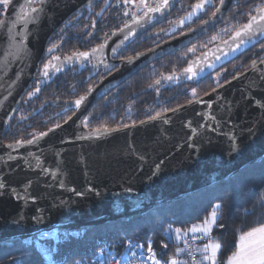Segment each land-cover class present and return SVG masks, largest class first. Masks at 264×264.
Wrapping results in <instances>:
<instances>
[{
  "label": "water",
  "instance_id": "obj_1",
  "mask_svg": "<svg viewBox=\"0 0 264 264\" xmlns=\"http://www.w3.org/2000/svg\"><path fill=\"white\" fill-rule=\"evenodd\" d=\"M97 1L92 0V4ZM112 1L108 0V4ZM21 3L23 0H13L9 8L10 16H15L14 8L18 10ZM87 4L88 0H51L46 17L28 41L32 59L0 69V181L23 192L31 180L33 183L28 190L37 198L34 203H26L15 199L7 191L0 195V244L31 240L41 233L88 230L144 215L224 182L264 157V120H261L260 110L254 106L252 99L264 102V87H253V82L264 85L260 79L264 75V65L259 63L264 56L257 60L256 69L251 64L235 75V79L233 77L215 91L192 100V103L175 108L177 111L164 113L162 118L102 132L99 137L78 139L81 135L88 137L92 133L84 130L81 121L103 93L155 61L206 36L223 21L236 0H225L215 26H208L198 38L188 31L184 36L179 35L155 47V51H146L139 58L134 57L131 64L123 63L117 72L85 95L86 100L72 120L48 132L34 144L25 142L16 150L9 149L3 143V135L37 74L50 38ZM107 7L104 4L101 13ZM157 24L147 25L146 29ZM111 41L116 42L118 38L113 36ZM258 44L242 45L238 51L222 56L214 69L205 68L203 77ZM217 45L223 47L222 42ZM217 45L209 49L214 51ZM224 51L227 52V48ZM209 57L214 59L211 53ZM21 68L24 75L17 80L15 73ZM13 80L16 82L13 83ZM185 81L188 79L185 78ZM197 99L201 102H195ZM229 102L231 112L226 113ZM209 114H214L222 124L216 132L200 127L214 123L208 121ZM253 125L255 134L249 135L248 127ZM192 128L197 130L195 134ZM230 130H234L239 144V150L235 152L225 135ZM9 154L13 159H9ZM35 156H40L43 167L50 172L56 171L57 177L43 174L36 167ZM157 164L161 167L153 176ZM59 181L64 182V187ZM127 188H132L133 192H125ZM72 189L83 195L77 196ZM39 215L44 217L42 222L32 218Z\"/></svg>",
  "mask_w": 264,
  "mask_h": 264
},
{
  "label": "snow or ice",
  "instance_id": "obj_2",
  "mask_svg": "<svg viewBox=\"0 0 264 264\" xmlns=\"http://www.w3.org/2000/svg\"><path fill=\"white\" fill-rule=\"evenodd\" d=\"M51 0H23V3L19 4L18 10L14 8L15 16L9 15V8L13 5V0H0V69H8L10 65H15L18 62H27L32 59V49L28 46L29 38L34 36L39 28L41 20L47 15V8ZM177 3H179V8L177 11H184L185 14L178 16L176 19H168L170 16L171 10L176 8ZM236 3L239 4V0H236ZM92 0H88L86 6L90 7ZM105 6H111L108 4V0H104ZM123 5L122 16L130 17V20H125L122 27H118L113 31L112 36L118 38V43L114 42V46L111 48L113 57H115L119 50L126 45V42H132L136 40L141 33V31L146 32V26L152 25L154 22L162 23L163 20L168 19L169 25L173 26L170 28H161L159 32L155 34V39L153 44L159 46V41L164 35L171 36L176 31L180 30V35H186L182 29L186 23L193 22V18H201V26L198 29L189 28V32L195 34L198 38L199 34L207 31L208 26H215L216 18L218 14L222 11V8L225 6V0H219V6H216L215 0H195L191 5L186 6L181 2V0H117V3L114 7L120 8ZM214 8L215 10L211 13L208 19H203V15H207V9ZM255 14H252L250 11L248 15V22L242 24L240 27L236 28L228 40H223L221 47L217 45L215 50L209 49L208 52L202 53L201 56H196L198 48H206L207 44H200L199 46L193 45L192 47L187 48V52L184 53L186 58L191 54L196 58L194 60L187 61V67L183 69V72L180 76H177L176 73L171 75L164 76L162 79L164 81H174L179 80L181 77H184L188 80H193L197 77H203L205 68L214 69L216 67V62L221 59L222 56H228L231 53H234L239 50L242 45L248 44H257L259 43L260 49L264 50V43H261L264 40V2L259 3L254 8ZM97 16L100 13H96ZM75 19V17H73ZM71 23V22H69ZM32 26V27H30ZM87 27V25L85 26ZM92 29L96 28V21L93 20ZM229 28L220 29V33H226ZM63 31V30H62ZM220 33L213 35L209 40L208 44L213 43L214 41L220 38ZM87 37H93L94 32L90 31L86 33ZM108 34L105 33V38L101 44L92 48L90 51H78L74 52L71 56L65 55L60 56L55 53L60 49L61 44L50 43V46L47 48V55L50 57L46 61H43V67L39 71V76H42L47 80L52 72H60L63 69L65 64L87 61L91 62L92 59L96 60L97 64H103L105 68L111 70L116 67L115 65H110L107 63L106 58L104 57V50L108 47ZM61 43H63V37L61 36ZM224 48H227V52L224 51ZM149 51H155V48L149 49ZM209 53L214 59L210 60ZM219 53V54H217ZM143 53H137L136 58H139ZM134 58H127V63H133ZM260 64L264 65V59L259 61ZM251 67L253 69L257 68V61L253 60ZM24 75L23 68L19 69L16 73V79H20ZM219 73H217V84L219 86ZM236 77H234L235 79ZM264 81V75L260 77ZM16 80H13L15 83ZM40 79H35L36 87L34 91H29L27 96L29 98L37 95L40 89ZM162 81L157 80L155 84L157 86L161 85ZM152 87V85H149ZM253 87H264V85H256L253 82ZM159 90V89H157ZM92 88L88 89V92L91 93ZM215 91V89H213ZM191 95L197 97V90L193 88L191 90ZM254 106L260 110L261 120H264V102L261 99H255L252 97ZM86 100V96H80L74 101V106L76 109H79L81 104ZM193 101H189L192 103ZM195 102H201L197 99ZM68 104L69 102H65ZM211 106V105H209ZM178 109H171L170 111H177ZM226 113L231 112V102H229L228 107L225 109ZM162 113L157 112L155 116H150L149 119L156 120L162 118ZM208 121L214 122L207 125H200V127H207L212 132H216L218 128L222 127L220 121L217 120V117L214 114H209L207 117ZM68 120H72V117H68ZM167 123V120L164 121ZM67 123V121H65ZM84 127H88L89 118L85 117L81 121ZM143 123V122H142ZM191 122H189L190 126ZM60 124H56L55 128H60ZM128 127V125H125ZM55 129H49V132L54 131ZM117 129H109L104 127L103 129L97 128L89 134L88 137L83 135L79 136L78 139L91 138V136L99 137L102 132L108 133L116 131ZM191 131L195 134L196 129L192 128ZM234 130H230L228 133H225L231 141V150L233 152L239 150V144L237 142V137L233 134ZM249 135L255 134V127H248ZM47 132H41L39 136H33V139L26 141L27 144L31 145L36 143L38 140L47 136ZM25 142L16 141L15 144H9L7 147L9 149L16 150L19 147L23 146ZM32 155V153H29ZM9 159H13L11 154H9ZM143 159V157H141ZM36 167L45 175H51L54 178L57 177L56 171H51L43 167L40 162V156H35ZM163 163V162H161ZM29 167L32 165L29 163ZM161 167V164L155 166V170L152 172V175L155 176L158 174V171ZM33 181L29 180L27 186L24 187L23 192L18 191L15 187H10L5 182L0 181V195H4L5 192H10V194L17 200H23L26 203L36 201V197L32 196L29 192ZM60 186L64 187V182L59 181ZM91 191V189H89ZM77 196H82L83 193L72 189ZM125 192L132 193V188L125 189ZM99 195V193H97ZM119 195V194H117ZM64 204V201H61ZM262 206H264V197L261 198ZM220 204H216L212 207V210L198 223L191 225L187 228H172L169 226L167 229V239L174 241L176 243L175 254L169 257L167 260L162 258H157V254L153 249L152 243L149 241L147 244L146 251L144 250L145 246L143 244H134L132 241L128 242V251H131L132 257H136L137 253L134 249L140 250V264H264V224H260L258 227L251 228L250 231H242V229H237L241 232L239 235L238 247L235 251H232L231 255H227L225 258L224 249L226 247L225 243H222L221 239L213 235L214 228L223 229L225 225L220 223ZM38 211H40L38 209ZM37 222L43 221V215L33 216L32 217ZM20 219H23L21 217ZM55 238L54 233H41L37 238H34L33 243L36 247L43 253V255L51 259L52 249L44 247L42 241L45 237ZM196 241H202L201 244H196ZM184 246L181 247L180 245ZM165 249L168 248V244H164ZM183 254L187 259H179L178 257ZM109 255H111L109 253ZM125 264H132V261L128 259L127 256L124 257ZM114 264H120L119 260L113 258ZM100 264H108L107 259L101 254L99 258Z\"/></svg>",
  "mask_w": 264,
  "mask_h": 264
},
{
  "label": "flooded vegetation",
  "instance_id": "obj_3",
  "mask_svg": "<svg viewBox=\"0 0 264 264\" xmlns=\"http://www.w3.org/2000/svg\"><path fill=\"white\" fill-rule=\"evenodd\" d=\"M190 1L182 0L181 2L186 6L195 2L190 3ZM116 3L117 0H113L110 3L111 6H108L102 13L101 10L104 7V0H99L91 4L90 7L87 6L64 22L50 38L40 61L37 74L26 91L7 131L3 135L4 144H15L16 141L26 142L33 139V136H39L41 132L48 133L49 129H55L56 124H65V121H68V117H73L79 110L74 106L76 99L80 96H85L89 88L94 89L102 81L117 72L123 63H127V58H134L137 53H144L149 51V49L157 47L153 44L155 34L161 28L173 27L169 25L168 19H176L178 16L185 14L184 11H177V8H179V3H177L176 8L171 10L168 19L163 20L162 23H158L153 28L143 32L136 40L126 43L119 50L118 54L113 57L111 52V48L114 46V42L111 41L113 38L112 33L118 27H122L125 20H130V17L122 16L121 9L123 5L120 8H116L114 7ZM215 4L218 6L219 0H215ZM214 10V8H208L206 10L207 15H203L202 18L207 19ZM96 13H100V15L97 16ZM93 20L96 21L95 29L91 27ZM200 24L201 18H196L193 22L187 23L182 31L184 33L188 32L189 28L193 29ZM219 24L206 36H202L189 46L207 44L206 48H198L196 56H199L204 51L228 38L225 37V33H220L222 27H219ZM86 25L87 27H85ZM90 31L94 32L93 37L86 36V33ZM105 33L111 39L107 41L108 47L104 50V57L108 64L115 65L116 67L109 70L103 64H97L96 60L92 59L91 62L80 61L65 64L62 71L52 72L47 80L39 76V71L43 67V61L50 58L47 55V48L50 46V43L61 44L60 49L55 53L56 55L62 57L65 55L71 56L74 52L90 51L92 48L101 44L105 38ZM217 33H220V38L208 44V40ZM179 35L180 30L171 36L164 35L159 41V45ZM61 36L63 37V43H61ZM116 42L118 43V41ZM261 43H264V41ZM187 48L173 52L155 61L137 71L133 76L113 89L103 93L84 115L83 120L85 117L89 118L88 127H84L82 124L84 130L92 132L94 129H103L104 127L118 129L125 127V125L137 124L148 120L150 116H155L157 112L164 114L171 109L180 107L189 103V101L213 91V89L226 83L235 75L245 71L252 64L253 60L257 61L264 56V51H261L260 46H257L259 53L251 54L249 63H246V61L240 62L239 57L250 51L251 48L202 78L185 81V78L181 77L179 80L164 81L162 77L171 75L172 73L180 76V72L187 66V61L196 58L189 54L186 57L185 65L180 70L163 71L159 68V66L163 65L174 55L178 54L184 57ZM242 64L245 65V68L240 71ZM147 68H150V72L156 74L150 91L145 93L143 90L141 91V85L145 82ZM217 73L220 74L219 86L217 84ZM37 78L41 81V91L37 95L29 98L27 93L34 91L36 87L35 79ZM157 80L162 81L161 85L157 86L155 84ZM193 88L197 90V97L191 95ZM180 94L181 96H185V100L178 99ZM66 101L69 103L66 104Z\"/></svg>",
  "mask_w": 264,
  "mask_h": 264
},
{
  "label": "trees",
  "instance_id": "obj_4",
  "mask_svg": "<svg viewBox=\"0 0 264 264\" xmlns=\"http://www.w3.org/2000/svg\"><path fill=\"white\" fill-rule=\"evenodd\" d=\"M194 1L191 0L190 3ZM262 2L264 0H239V4L232 5L219 24V27H223L229 23L225 37L244 24L248 18L247 14L250 11L253 14L255 6ZM257 46L240 56L239 61L249 63L250 55L259 53ZM182 57V55H174L159 68L163 71L180 70L186 61V58ZM245 65L242 64L240 71L244 70ZM147 70L145 82L141 85V91L145 93L150 91L149 85L153 84L156 74L150 72V68ZM178 99L185 100V96L180 94ZM262 197H264V157L226 181L179 202L97 228L70 232L68 238L57 242L45 240V247L52 249L51 259L40 252L33 243L34 239L1 243L0 264H91L99 261L101 254L104 257L109 256V253L118 257L131 255V251H128L129 241L143 244L145 251L150 241L157 258L167 260L175 254L176 248V243L167 239L169 226L190 227L202 220L216 204L222 206L219 222L225 227L214 228L213 235L226 244L224 249L226 258L238 247L241 232L237 229L250 231L251 228L264 224ZM164 244H168L167 249L163 247Z\"/></svg>",
  "mask_w": 264,
  "mask_h": 264
},
{
  "label": "built area",
  "instance_id": "obj_5",
  "mask_svg": "<svg viewBox=\"0 0 264 264\" xmlns=\"http://www.w3.org/2000/svg\"><path fill=\"white\" fill-rule=\"evenodd\" d=\"M201 243H202V241H196V244H201ZM180 246L183 247L184 245L181 244ZM139 256H140V254H137V256L134 258V257H132V254H131V255L127 256V257H128V259L130 261H132V264H140ZM182 257H183V259H187V257L185 255H183V254H182ZM105 258L107 259L108 264H114L113 258H115V260H119L120 264H125L124 257H118V256H115V255H109V256H106ZM91 264H100V262L97 261V262H94V263H91Z\"/></svg>",
  "mask_w": 264,
  "mask_h": 264
},
{
  "label": "rangeland",
  "instance_id": "obj_6",
  "mask_svg": "<svg viewBox=\"0 0 264 264\" xmlns=\"http://www.w3.org/2000/svg\"><path fill=\"white\" fill-rule=\"evenodd\" d=\"M248 19V18H247ZM247 21V20H246ZM245 21V22H246ZM228 24L229 23H227L225 26H223L222 28H225L226 26L228 27ZM232 34V33H231ZM230 34V35H231ZM229 35V36H230ZM229 36H227V37H229ZM56 232H58V234L56 233ZM52 233H54L55 234V238H53V237H45L44 239H43V241H42V244H43V246L45 247L46 246V242H45V240H52L53 242H57V241H60L61 239H66V238H68L69 236H70V232H68V231H54V232H52ZM135 251L137 252V253H139L140 254V250L139 249H135ZM179 259H182L181 258V256H179L178 257Z\"/></svg>",
  "mask_w": 264,
  "mask_h": 264
},
{
  "label": "crops",
  "instance_id": "obj_7",
  "mask_svg": "<svg viewBox=\"0 0 264 264\" xmlns=\"http://www.w3.org/2000/svg\"><path fill=\"white\" fill-rule=\"evenodd\" d=\"M239 242V241H238ZM181 258L183 259V257L181 256Z\"/></svg>",
  "mask_w": 264,
  "mask_h": 264
}]
</instances>
